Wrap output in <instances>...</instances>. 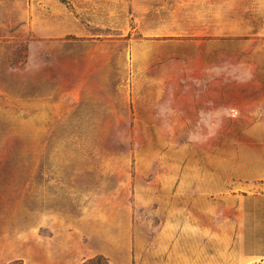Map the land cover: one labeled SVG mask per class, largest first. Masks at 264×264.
Returning <instances> with one entry per match:
<instances>
[{"label": "rangeland", "instance_id": "374dc122", "mask_svg": "<svg viewBox=\"0 0 264 264\" xmlns=\"http://www.w3.org/2000/svg\"><path fill=\"white\" fill-rule=\"evenodd\" d=\"M175 72L219 100L148 123L176 120ZM123 210L139 245L175 227L192 259L264 264V0H0V264Z\"/></svg>", "mask_w": 264, "mask_h": 264}, {"label": "crops", "instance_id": "0c3cea01", "mask_svg": "<svg viewBox=\"0 0 264 264\" xmlns=\"http://www.w3.org/2000/svg\"><path fill=\"white\" fill-rule=\"evenodd\" d=\"M173 81V91L169 88L160 91L158 100H165L167 94L172 93V98L180 102L174 107L173 118L176 120H149L148 123L188 124V108L195 111L193 119H198L196 111L209 109L212 106L208 102L219 100L202 98L197 92L189 98L192 105L188 107V73L174 74ZM220 101L229 100L222 98ZM202 122L214 121L198 120L197 123ZM168 205H173L170 208L172 214L180 216L188 210V197L175 196ZM183 207L186 208L183 210ZM123 211L125 215L85 213L78 223H64L53 234L39 235L33 230V258L31 252H27L23 256L24 264H86L96 256L105 257L110 264H229L192 259L188 256V231L175 227L159 228L152 234L144 232L139 245L133 231L132 216L128 209V213Z\"/></svg>", "mask_w": 264, "mask_h": 264}]
</instances>
